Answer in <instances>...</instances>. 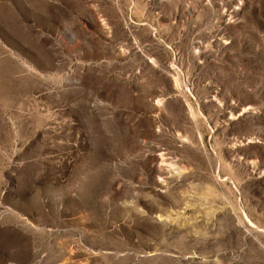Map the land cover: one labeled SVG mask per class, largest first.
<instances>
[{
	"label": "rangeland",
	"instance_id": "obj_1",
	"mask_svg": "<svg viewBox=\"0 0 264 264\" xmlns=\"http://www.w3.org/2000/svg\"><path fill=\"white\" fill-rule=\"evenodd\" d=\"M0 264H264V0H0Z\"/></svg>",
	"mask_w": 264,
	"mask_h": 264
}]
</instances>
